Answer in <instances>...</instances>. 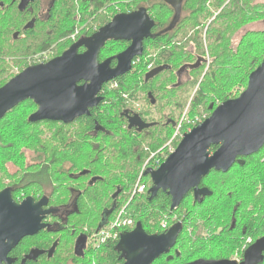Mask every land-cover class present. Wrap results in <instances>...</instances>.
I'll return each instance as SVG.
<instances>
[{
    "label": "trees",
    "instance_id": "obj_1",
    "mask_svg": "<svg viewBox=\"0 0 264 264\" xmlns=\"http://www.w3.org/2000/svg\"><path fill=\"white\" fill-rule=\"evenodd\" d=\"M113 1L127 2L128 8L122 12L145 8L155 21L154 33L144 41V55L134 60H140L139 64L129 74L104 85L100 106L71 124L31 123L30 117L38 109L31 100L0 119V191L11 188L18 202L48 196L49 206L56 209L66 208L75 200L81 211L78 221L84 222L94 236L123 209L124 218L134 225L122 229L120 237L139 224L147 234L161 233L164 220L167 229L180 225L174 248L178 255L171 250L154 264L226 257L229 249L234 255L241 243L235 246L240 235L233 234L232 239V226L246 230V239L264 236V148L245 158V166H235L227 173L212 171L204 178L202 185L212 193L205 204L197 201L192 206L186 199L174 211L166 193L160 191L151 199L152 181L146 171L156 170L157 161L161 165L171 154L169 145L164 146L189 101L187 116L193 118L207 110L206 103H210L208 107L221 105L247 87L250 75L264 60V30H250L255 24H264V4L256 0H184L176 18L166 0H96L90 5L91 14H85V7L76 0H63L44 20L40 0L24 12L10 4L0 8V88L26 68L40 64L44 55H49L50 61L79 40L91 37L94 27L110 20L106 12ZM86 15L93 19L83 28ZM76 30L83 33L73 41ZM120 46L124 48L126 43ZM196 53L202 63L188 66V78L182 81L178 67L194 63ZM151 64H166L171 70L147 83L145 75ZM142 91L147 92L146 109L130 107L128 102L135 104ZM131 115L153 126L145 130L132 127L128 121ZM140 186H145L143 193H138ZM73 188L85 193L78 199L70 198ZM113 208L114 212L106 216ZM187 210L191 211L188 215ZM150 222L159 224L152 227ZM56 233L47 229L22 242L19 249H27L26 253L29 247L44 252L52 243H60L52 259L40 255L36 262L27 264H64L63 239L59 240ZM119 240L91 248L90 259L79 263L123 264L122 254L116 250Z\"/></svg>",
    "mask_w": 264,
    "mask_h": 264
},
{
    "label": "water",
    "instance_id": "obj_2",
    "mask_svg": "<svg viewBox=\"0 0 264 264\" xmlns=\"http://www.w3.org/2000/svg\"><path fill=\"white\" fill-rule=\"evenodd\" d=\"M180 9L181 6L177 8L176 18ZM154 26L155 22L146 9L119 14L91 38L79 40L61 56L26 68L0 88V119L28 100L38 107L30 117L31 123L50 121L67 125L90 116V111L103 102L104 85L132 72L134 60L144 55V41L151 37ZM110 41L131 45L101 62L100 54ZM82 48L86 49L83 53L80 52ZM114 60L117 61L116 67H112ZM168 69L170 66L152 70L146 74L145 81L153 80ZM210 108L214 109L213 106ZM130 124L139 130L153 126L139 116L130 118ZM213 147H217L214 152ZM263 148L264 60L250 75L247 89L238 98L214 109L209 118L184 135L177 149L158 169L146 171L152 181L151 199L160 191L166 193L174 211L194 190L196 200L202 202L212 195L208 189H199L204 178L212 171L229 172L238 158H241L238 163L244 165V158ZM46 206V199L37 202L33 197H27L20 203L15 201L11 188L0 192V264H13L9 257L11 251L25 238L50 227L44 223L51 214ZM113 211L114 208L106 216ZM180 232V225H176L167 233L149 235L139 224L133 231L121 235L116 250L122 254L123 264H153L176 246ZM263 260L264 237L241 264H260ZM189 264L239 263L200 259Z\"/></svg>",
    "mask_w": 264,
    "mask_h": 264
},
{
    "label": "flooded vegetation",
    "instance_id": "obj_3",
    "mask_svg": "<svg viewBox=\"0 0 264 264\" xmlns=\"http://www.w3.org/2000/svg\"><path fill=\"white\" fill-rule=\"evenodd\" d=\"M36 1L37 0H11V2H9L8 0H0V8L1 9H4V8H6V6H8V5L11 4V5H16V8L20 12H24L25 9H30V5L32 3H35ZM58 1L59 2L60 1L63 2V0H50V3L48 5V7H47V16H46V18L49 17V15H50V14L48 15V13H50V12L55 13L57 11L56 4H57ZM95 1L96 0H76L77 5L80 3V6H81V4H83V7H86L87 5H89V6L91 5L92 6ZM40 2H41L42 7L45 6V0H40ZM168 2L171 5L170 6L171 9L174 11V15L176 16L177 8H179V6H182L183 5L184 0H182L181 2L179 0H168ZM109 8L110 7H107V12L106 13H108V9ZM141 9H145V8H141ZM139 10H137V11H139ZM132 12H136V11H132ZM132 12H122V13H118V14H116L113 17L112 16H109V14H108L110 20L105 25H103L102 27H104L107 24H109L110 22H112V20L117 15H119V14H127V13H132ZM217 15H218V13L216 14V16ZM30 26H31V28L34 27L33 25H30ZM155 26H156V24H155ZM155 26L152 29V33H154ZM102 27H94L95 33L97 31H99ZM91 37H89V38H91ZM16 38H17V36H16ZM89 38H87V39H89ZM113 42L116 43L115 41H110V42H108L106 44V46L104 48H106L109 43H113ZM120 43H126V46L118 54H120L121 52L125 51L131 45V43H128V42H120ZM190 50L191 49L189 48V51ZM85 51H86L85 48H82L80 50V52H82V53L85 52ZM103 51H104V49L102 50V52ZM102 52L100 54V57L102 55ZM192 52H194V51L192 50ZM118 54H115L113 56H110V57H108L106 59H103L102 57L101 58L99 57V60L102 62V61H105V60H107V59H109L111 57H115ZM195 59L196 60H195L194 63H186V64H182L181 66L178 67L179 69L182 70L181 71V78H184L186 76L187 72H189L188 69H190V68L188 66H193V64H195V63L197 65L198 64L200 65L202 63V60H201L202 58L197 53H196ZM116 65H117V61L114 60L112 62V67H116ZM161 66H169V65H166V64H162L160 66H154V65H152L151 70H148L147 73H149L152 70H154V69H156L158 67H161ZM133 69H134V66H133ZM168 70H171V66H170V69H168ZM149 95H150V93L148 94V96ZM132 117H135V116H132L131 115L128 118L129 123H130V118H132ZM144 122L147 123L146 121H144ZM147 124H149V123H147ZM239 160H241V158H238L237 159V162L235 163V165L232 168H234L235 166H245L246 161H245V164L244 165H240L238 163ZM244 160H245V158H244ZM84 173H86V172H82V174H84ZM90 183H91V181H90ZM199 189H201V190L202 189H206V187L204 185H202V183H201V185L199 186ZM84 193H85V190H83V189L78 190V189L73 188L72 189V194H71L70 198L74 196V197H76L78 199ZM31 197H33L37 202L40 201V200H42V199L48 200V206H46L45 209L46 210H51V214L46 217L44 223L50 225V227L48 229L54 230L55 232H57L56 233L57 234L56 236L59 238V240L63 239L61 246L63 247L62 248V254L65 256V259L63 261L64 264H81V263H79V261H82V260L84 261L85 259H90V256L88 255L90 253V249L91 248L98 249L100 246H98L99 244L96 243V236H94L92 234V232H91L92 230L89 229L84 222H81L80 220L78 221V219L81 217V211L79 210V207L76 205L75 200L74 201L72 200V202L66 208L56 209V208H52V207L49 206V197L48 196H42V197H37V198H35L34 196H31ZM13 198H14V196H13ZM186 199H188V201L189 200L191 201V205L192 206H195V204L197 202V200L195 198V191L194 190L193 191H190L184 200H186ZM202 199H203V197H202ZM14 200H15V198H14ZM206 200H207V197L204 198L203 201L200 204L201 205L202 204H205ZM181 205H182V203H181ZM249 210H252V209L250 208ZM98 212L99 211H96V213H98ZM190 212H191L190 210H187V214L186 215L190 214ZM169 230L170 229H163L161 233H155V234H149V235H161V234L167 233ZM129 232H131V231H129ZM231 233H232V236H231L232 239H233V234H239L240 235L239 236L240 240L237 241V243H235V246L236 245H239L240 243H241V246L236 249V252H235L234 255L233 254H230V255H227L226 257H218V256H212V257H207V258H205V257H198V258H196V259H194V260H192V261H190L188 263H185V264H189V263L198 261L200 259H205V260H230V261H236L239 264H241L242 262L245 261L246 257L249 255V253L251 252L253 246L259 240H261L264 237V236L263 237H260V238H258L256 240L253 239V238H251V237L246 239L245 238L246 237V230L245 231L238 230L237 229V226H236V228H235V226H232L231 227ZM35 236L27 237L24 240L29 239V238H34ZM179 238H178V241H179ZM234 238H237V236H234ZM243 239H244V242H241ZM178 241H177V243H178ZM22 242L15 249H13L11 251V253L9 254V257H10V259H12L13 264H23V262H25V264H27L28 262H36L37 259H38V257L40 255L41 256L46 255L47 259L50 260L55 255V251H57L58 246L60 245V243L54 242V243L51 244V249H49L47 251H44V252L38 251L35 248V246L34 247H29L30 248L29 249V252L26 253L27 252V249H25V248H20L19 249V247L22 244ZM177 243H176V246H177ZM174 248L171 249V250H173L174 253L178 255V251L177 250H174ZM23 251H25L24 254H22V256L19 257V254H21Z\"/></svg>",
    "mask_w": 264,
    "mask_h": 264
},
{
    "label": "rangeland",
    "instance_id": "obj_4",
    "mask_svg": "<svg viewBox=\"0 0 264 264\" xmlns=\"http://www.w3.org/2000/svg\"><path fill=\"white\" fill-rule=\"evenodd\" d=\"M115 2L116 3H114V1H113L112 3H110L108 5L110 7L108 9V13H107V14H109V16H115L116 14L122 13V11L127 10V8H128L127 2H117V1H115ZM256 2L259 3V4H264V0H256ZM49 3H50V0H45V6L42 7V8H44V11L41 14V19L42 20H44L46 18V16H47V7H48ZM85 9H86L85 14H91V11H93V9L91 8V6H89V5H87L85 7ZM88 9H90V10H88ZM91 19H93V17L91 18V17H89V15H86V17H85L86 22L83 21L82 24H81V26H83V28H85L86 26H88L89 24H91V22H92ZM252 29L253 30H260V31L261 30H264V24L263 25H256L255 24L254 26H252L250 28V30H252ZM77 30H76V33L72 36V40L73 41L78 40L79 39L78 38L79 36L81 38V34L83 33V32L80 33V31H77ZM238 43H239V40L237 38V40H234L233 45L235 47H237V44ZM122 49H123V47L120 46V43H114V42L113 43H109L107 45L106 49H105V52H104V55H103V59H106V58H108L110 56H113L115 54H118ZM139 62H140V60L138 61L137 64H139ZM185 77L188 78V74H186ZM185 77L182 79V81L186 79ZM129 79L130 78H128V81H129ZM130 83H132L131 79H130ZM247 87H248V85H247ZM247 87L246 88H241L234 96H237L236 98H238L247 89ZM194 93H195V91L193 90L192 91V94H194ZM146 99H147V92L144 93L142 91L141 92V95H139V98L137 99V101H136L135 104H133V102H130V103L128 102V104L130 105V107L131 106H137L136 108H138V109H143V108L146 109V107H147ZM230 99H232V98H230ZM190 104H191V101L188 102V105L186 106V109L184 110V112H183V114L181 116L182 118L179 121L178 127L173 132V136L168 141V143L164 146V147H167L169 145L168 146V151H170V152L172 151L171 154L177 149V147L179 146V144L183 140L184 135L187 134V133H189V132H191V130L193 128H195L196 126H198L199 124L203 123L207 118H209L212 115V113L214 111V110L209 111L210 106L208 107V105L210 103L208 102L205 105V108L207 109L206 111H202L201 110V112H199V115H196L193 118H190V117L187 116L188 113H189V111H190V108H189L190 107ZM218 106H220V105H218ZM218 106L214 105V109H216ZM146 166H147V164L144 165V168ZM145 183L148 184V182H145ZM175 220H176V218L175 219H172L171 222L172 221H175ZM163 222H166L167 223V221H165V220ZM149 224H150V226L155 227L159 223H152V222H150ZM231 253H233V251L231 252V249H229V250L225 251L224 254L225 255H230Z\"/></svg>",
    "mask_w": 264,
    "mask_h": 264
},
{
    "label": "built area",
    "instance_id": "obj_5",
    "mask_svg": "<svg viewBox=\"0 0 264 264\" xmlns=\"http://www.w3.org/2000/svg\"><path fill=\"white\" fill-rule=\"evenodd\" d=\"M49 62V55H44L41 59V63H47ZM137 62H133V66L135 67L137 65ZM152 65L148 67V70H151ZM156 165L158 168L161 166L159 165V162L157 161ZM157 168V169H158ZM145 191V186L138 187V193H143ZM125 216V209H123L104 230H102L97 236H96V242L99 245L107 244L109 241H115L120 239V231L125 228L132 227L134 225V222L130 219L124 218ZM167 223H162V228L167 229Z\"/></svg>",
    "mask_w": 264,
    "mask_h": 264
}]
</instances>
